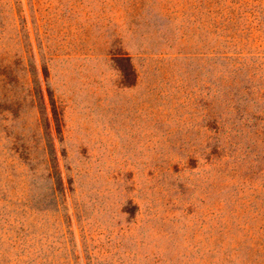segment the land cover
I'll return each mask as SVG.
<instances>
[{"label": "rangeland", "instance_id": "obj_1", "mask_svg": "<svg viewBox=\"0 0 264 264\" xmlns=\"http://www.w3.org/2000/svg\"><path fill=\"white\" fill-rule=\"evenodd\" d=\"M0 264H264V0H0Z\"/></svg>", "mask_w": 264, "mask_h": 264}, {"label": "trees", "instance_id": "obj_2", "mask_svg": "<svg viewBox=\"0 0 264 264\" xmlns=\"http://www.w3.org/2000/svg\"><path fill=\"white\" fill-rule=\"evenodd\" d=\"M131 74H133V72L130 71V72H129V76H130Z\"/></svg>", "mask_w": 264, "mask_h": 264}]
</instances>
